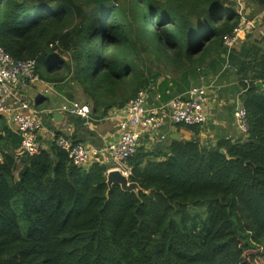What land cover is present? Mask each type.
I'll return each mask as SVG.
<instances>
[{
  "label": "trees",
  "instance_id": "16d2710c",
  "mask_svg": "<svg viewBox=\"0 0 264 264\" xmlns=\"http://www.w3.org/2000/svg\"><path fill=\"white\" fill-rule=\"evenodd\" d=\"M244 12L229 0H0V46L35 58L38 78L76 87L93 115L125 106L161 71L180 84L229 54L249 120L246 135L214 145L140 146L127 159L138 193H107L110 164L76 166L55 142L17 156L0 131V264H264V54L224 43ZM208 199L203 231L175 217Z\"/></svg>",
  "mask_w": 264,
  "mask_h": 264
},
{
  "label": "crops",
  "instance_id": "0c3cea01",
  "mask_svg": "<svg viewBox=\"0 0 264 264\" xmlns=\"http://www.w3.org/2000/svg\"><path fill=\"white\" fill-rule=\"evenodd\" d=\"M263 40L260 42L242 40L233 48L239 49L244 42L251 43L252 41L253 44L261 47L264 54ZM224 58L225 61L221 60L222 66L220 68L214 69L208 63L202 67L200 73L193 72L190 80L182 78L180 84H176L178 81L177 74L165 70L164 72L161 71V76L154 79L152 86H148L149 104L165 105L174 95L185 93L193 85L205 81L211 85L208 89V101L212 114L206 123L195 126V129L190 126L175 124L167 119L160 129L141 132L138 148L144 146L146 149L158 147L166 150L173 139L191 140L195 138H199L203 144L214 145L221 139H237L242 136L233 117L236 104L242 101L240 95L244 92L240 84L241 75L237 65L231 63L229 54H224ZM228 64L230 66H227ZM258 81H261L260 86L264 89V79ZM71 86L73 85L67 81H45L38 77L33 80L24 78L18 84L19 93L40 110L43 119V126L39 132L41 146L44 149H50L59 136H67L74 141L85 143L93 151H102L117 142L123 133L120 121L123 119L126 105L120 108H111L108 114L103 117L92 113L88 118L82 117L69 111L72 101H77V97L82 94L76 87ZM72 90L75 94L74 99L68 96V92ZM83 103H86L84 99ZM8 106H15L14 99H9ZM0 115L3 147L15 152L17 156L21 155L23 153L20 142L21 135L9 120L8 115ZM175 136L179 138H175ZM95 159H100L109 164L106 152H96L87 167Z\"/></svg>",
  "mask_w": 264,
  "mask_h": 264
},
{
  "label": "built area",
  "instance_id": "2783aa9c",
  "mask_svg": "<svg viewBox=\"0 0 264 264\" xmlns=\"http://www.w3.org/2000/svg\"><path fill=\"white\" fill-rule=\"evenodd\" d=\"M252 25L253 21L248 20L246 16L242 17L233 33L225 37V45L233 48ZM36 65L35 58H15L0 46V114L9 116V120L21 135L22 151L29 154L39 153L43 148L39 140L43 119L38 107L25 99L17 87L24 78L33 80L37 77ZM210 87L211 85L204 81L192 86L185 93L174 95L165 105L149 104L148 86L139 89L124 107L125 113L120 121L123 130L120 139L102 151H93L85 143L74 141L67 136L57 137L55 143L67 152L71 163L76 166L87 167L96 152H106L110 167H118L129 175L127 159L137 150L141 132L158 130L167 119L175 124L190 127L202 125L209 120L212 114L208 101ZM10 98L15 101L14 107L8 106ZM69 111L88 118L91 107L88 103L72 101ZM233 117L238 131L246 135L249 120L246 106L242 101L236 104ZM2 159L3 153L0 150V161Z\"/></svg>",
  "mask_w": 264,
  "mask_h": 264
},
{
  "label": "rangeland",
  "instance_id": "374dc122",
  "mask_svg": "<svg viewBox=\"0 0 264 264\" xmlns=\"http://www.w3.org/2000/svg\"><path fill=\"white\" fill-rule=\"evenodd\" d=\"M234 3V6L244 12L242 17L246 16L248 20L253 21L252 27L240 37L242 40L261 41L264 39V8L260 5L253 3L250 0H229ZM244 15V16H243ZM241 17V18H242ZM264 42V40H263ZM77 101L83 102L82 94L77 97ZM110 164V163H109ZM216 203L215 199H208L196 203H189L181 207L175 217L188 224L194 223L196 231H203L207 224L211 207ZM197 223V224H196Z\"/></svg>",
  "mask_w": 264,
  "mask_h": 264
},
{
  "label": "water",
  "instance_id": "95a60500",
  "mask_svg": "<svg viewBox=\"0 0 264 264\" xmlns=\"http://www.w3.org/2000/svg\"><path fill=\"white\" fill-rule=\"evenodd\" d=\"M257 85H261V81H258ZM175 138H179V137L175 136ZM221 152L227 155L225 149H221ZM248 163L253 165L251 162H248ZM106 182L108 184L107 193H109L112 190V187L114 185H120L124 191H129V192L138 193L140 190H143L137 182L131 181L129 179V175L123 173L121 169L118 167H114V168L110 167L108 169L107 175H106Z\"/></svg>",
  "mask_w": 264,
  "mask_h": 264
}]
</instances>
